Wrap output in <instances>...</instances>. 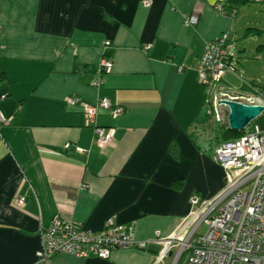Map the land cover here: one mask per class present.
I'll return each instance as SVG.
<instances>
[{"label": "crops", "instance_id": "obj_1", "mask_svg": "<svg viewBox=\"0 0 264 264\" xmlns=\"http://www.w3.org/2000/svg\"><path fill=\"white\" fill-rule=\"evenodd\" d=\"M142 1L0 0V111L10 118L0 126V264H34L55 215L91 230L133 223L145 241L171 234L193 195L223 187L227 172L193 140L214 127L198 64L207 41L227 34L234 53L216 91L264 105V0ZM241 37L254 43L238 47ZM102 57L112 64L103 74ZM102 98L122 107L97 117L114 128L107 145L81 103ZM159 249L58 253L50 264H153Z\"/></svg>", "mask_w": 264, "mask_h": 264}, {"label": "built area", "instance_id": "obj_2", "mask_svg": "<svg viewBox=\"0 0 264 264\" xmlns=\"http://www.w3.org/2000/svg\"><path fill=\"white\" fill-rule=\"evenodd\" d=\"M142 2L147 6L151 4V0ZM216 9L224 11L225 8L218 4ZM187 21L196 24L198 16L191 14ZM232 46L227 34L205 45L198 75L207 94L208 106L227 94L216 97V86L225 69L231 66ZM111 65L108 58L102 57L101 74L109 71ZM239 100L257 104L251 97ZM79 101L76 96L68 98L71 104ZM81 103L86 122L94 129V141L99 145L109 144L114 128L100 126L97 117L101 110H109L116 116L122 107L112 106L107 98ZM213 114L218 116V110ZM9 122L10 118L0 111V126ZM213 158L227 172L223 187L207 200L201 201L198 195H193L191 211L171 234L157 231L152 239L143 241L135 238L133 223L117 224L109 218L101 229L91 230L80 222L55 215L50 226L41 231L42 244L34 264H50L51 258L58 253L108 259L115 250L146 249L152 243L160 245L153 264L166 260L169 264H264V130L258 125L247 128L239 138L219 144ZM203 224L208 230L201 234L199 229Z\"/></svg>", "mask_w": 264, "mask_h": 264}, {"label": "trees", "instance_id": "obj_3", "mask_svg": "<svg viewBox=\"0 0 264 264\" xmlns=\"http://www.w3.org/2000/svg\"><path fill=\"white\" fill-rule=\"evenodd\" d=\"M7 78L5 72L0 71V82L4 81ZM6 95H1V98L5 97ZM206 108L208 104L205 103ZM214 127H212V131L210 135L202 131H197L193 135V140L198 146V148L202 149L204 152L210 154L213 157L214 151L216 147L224 141L230 139H236L240 136L244 135L247 129L243 131H236V130H229L225 123H221L220 119L213 120ZM258 125L262 130H264V113L259 116L254 122L250 124L248 128H252Z\"/></svg>", "mask_w": 264, "mask_h": 264}, {"label": "water", "instance_id": "obj_4", "mask_svg": "<svg viewBox=\"0 0 264 264\" xmlns=\"http://www.w3.org/2000/svg\"><path fill=\"white\" fill-rule=\"evenodd\" d=\"M226 107V126L229 130L243 131L264 113L263 104H250L228 94L218 100Z\"/></svg>", "mask_w": 264, "mask_h": 264}, {"label": "rangeland", "instance_id": "obj_5", "mask_svg": "<svg viewBox=\"0 0 264 264\" xmlns=\"http://www.w3.org/2000/svg\"><path fill=\"white\" fill-rule=\"evenodd\" d=\"M243 42H247L249 45L253 44L254 42L253 41H249L246 37H241L240 39L238 38V40L236 41V44H238V47L241 46L243 44ZM242 43V44H241ZM245 61V60H243ZM242 63V60L241 62L239 63V66L240 64ZM258 72H260L261 74H263V78H264V64H258ZM252 68V66H251ZM261 84V83H260ZM261 85H264L263 83ZM221 93L219 92H216V97H219ZM219 100V99H218ZM218 100L216 101V103L214 102H211L210 105L207 107V110H210L209 113H212L210 115L211 116V119H212V122L214 119H220V122L221 123H225L227 122V118H226V107L224 105H220L218 104ZM215 110H218L219 114L218 116L216 114H213ZM209 116V115H208ZM211 132V131H209ZM208 230V226L206 224H203L200 229H199V232L201 234H204L206 233ZM166 264H169V260L166 261Z\"/></svg>", "mask_w": 264, "mask_h": 264}]
</instances>
